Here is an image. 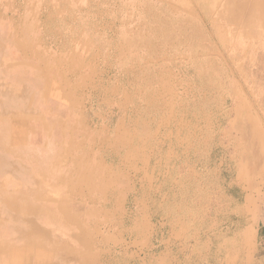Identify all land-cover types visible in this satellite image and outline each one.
<instances>
[{"label":"rangeland","instance_id":"374dc122","mask_svg":"<svg viewBox=\"0 0 264 264\" xmlns=\"http://www.w3.org/2000/svg\"><path fill=\"white\" fill-rule=\"evenodd\" d=\"M260 13L263 0H0V263L26 229L53 254L73 235L79 264H140V252L157 264L177 226L196 230V244L205 233L212 252L189 239L161 264H216L238 213H264ZM246 158L252 178L242 166L239 179L250 189L237 180ZM142 212L153 234L140 232L139 254L123 251L109 224L122 234ZM259 247L254 264H264Z\"/></svg>","mask_w":264,"mask_h":264},{"label":"crops","instance_id":"0c3cea01","mask_svg":"<svg viewBox=\"0 0 264 264\" xmlns=\"http://www.w3.org/2000/svg\"><path fill=\"white\" fill-rule=\"evenodd\" d=\"M239 163L238 167V172H237V180L241 184H243L244 189H250L252 188V185H250L249 188L245 186V184L242 182V180L239 179V170L242 166H245L248 171H249V176L252 178V167L251 165H254L253 161L250 158L242 159ZM256 162V161H255ZM247 191V190H246ZM248 196V192H246V197ZM126 200V199H125ZM125 200H120L118 204L123 203L122 207V213L126 214L124 212V206H125ZM139 200V199H138ZM116 201V200H115ZM245 203V202H244ZM115 206L117 203H114ZM97 211H101L103 213L104 211L107 212V209H101L98 208ZM119 215L120 217H125V215ZM110 215L114 216V211L110 210ZM256 215V214H254ZM254 215H250L249 218H247L248 222L247 224L243 227L242 230L239 231L240 235V240L237 242L234 237L232 238H227L224 240L222 246L225 247L226 252L224 256L222 257L220 264H254L256 261V257L258 254V249L260 248L259 246L262 245L264 242V213L261 214L260 212L258 213V219L254 217ZM118 222L116 223L115 221L112 220V222L109 224V232L110 235L108 238L114 241V245L118 244L122 246L123 251L129 250L131 247L136 246V250L132 252L138 253L137 250H141V248L144 247V243L146 239L141 238L140 232L143 233L142 230H149V234L147 236V239H150V237L153 234V223L151 222V217L150 215H147L146 213L142 212L139 216H136L132 220V228H128L127 231L124 233H120V229L122 226H117ZM253 227L254 231V245L252 247V250H249L247 247V242L245 239V231H247L248 228ZM123 229V228H122ZM188 232L189 230H184L182 227H177V226H171V228L168 230V234L164 237L162 240V244H160L158 247L160 248V252L158 253V257L156 258L158 261L156 262L157 264H161V257L162 253L169 252V248H173L175 246L180 247L184 244V242L188 241ZM140 234V235H139ZM128 236V237H127ZM198 236V235H197ZM196 236V239H197ZM73 235L69 237L67 240L68 242V249H66V245L64 246V243L60 242V246H54L55 248H60V253H55L51 250L54 248H50L48 250V264H79L77 263L79 260H77L73 254L74 251V241L72 240ZM235 241V242H234ZM72 243V244H71ZM149 243V242H148ZM147 245V240L146 243ZM162 245V246H161ZM263 248V246H261ZM45 252V250H44ZM139 254V253H138ZM140 259L142 261L140 264H145L146 261L144 260L143 257H141V252H140ZM46 264V263H45Z\"/></svg>","mask_w":264,"mask_h":264},{"label":"bare ground","instance_id":"6f19581e","mask_svg":"<svg viewBox=\"0 0 264 264\" xmlns=\"http://www.w3.org/2000/svg\"><path fill=\"white\" fill-rule=\"evenodd\" d=\"M187 1V0H186ZM195 1V0H194ZM264 1V0H263ZM199 3V2H198ZM206 4V3H205ZM211 6V5H210ZM173 9V8H172ZM205 9V8H204ZM188 10H189V8H188ZM203 10V9H202ZM169 11V10H168ZM203 12V11H202ZM207 12V11H206ZM183 13V12H182ZM175 14V13H174ZM190 14V13H189ZM194 14V13H193ZM260 14H263V16H262V18H261V20H263L264 21V13H260ZM259 14V15H260ZM171 15V14H170ZM185 15V14H184ZM207 15V14H206ZM207 17V16H206ZM197 19H198V17H197ZM202 21V20H201ZM185 22V21H184ZM174 23V22H173ZM185 24V23H184ZM203 24V23H202ZM191 27V26H190ZM177 30V29H176ZM188 30V29H187ZM20 51V50H19ZM38 55V54H37ZM134 60V59H133ZM42 62V61H41ZM135 62V61H134ZM129 64V63H128ZM34 65V64H33ZM10 66V65H9ZM67 66V65H66ZM126 67H128V65L126 66ZM71 70V69H70ZM128 70V69H127ZM13 71V70H12ZM127 72V71H126ZM47 78V77H46ZM127 80V79H126ZM37 82V81H36ZM126 82V81H125ZM45 83H46V81H45ZM133 85V84H132ZM47 88V87H46ZM68 89V88H67ZM75 94V93H74ZM10 98H12V97H10ZM45 98V97H44ZM122 108V107H121ZM120 108V109H121ZM21 109H23V108H21ZM30 111V110H29ZM32 112V111H31ZM15 113V112H14ZM30 115V114H29ZM5 116V115H4ZM13 119V118H12ZM28 119H30V118H28ZM31 120V119H30ZM14 121V120H13ZM18 122V121H17ZM28 123V122H27ZM29 126V125H28ZM24 127V126H23ZM22 127V128H23ZM31 128V127H30ZM50 128V127H49ZM1 130V132H3L2 131V128H0ZM29 130V129H28ZM62 130V129H61ZM12 132V131H11ZM16 132V131H15ZM33 132H34V130H33ZM61 133H63L62 131H60ZM115 133V132H114ZM12 134V133H11ZM50 134H51V132H50ZM24 136V135H23ZM50 136V135H49ZM0 137H1V139H3L4 137H3V135L0 133ZM0 139V145L1 146H5L6 145V143L3 141V140H1ZM9 140V139H8ZM14 140V139H13ZM20 140V139H19ZM16 141V140H15ZM48 142V141H47ZM46 145V144H45ZM25 146V145H24ZM58 146H59V144H58ZM61 147V146H60ZM114 148V149H113ZM11 149V148H10ZM110 149V151H112L113 150V152H115V150H117V148H116V146L115 147H111V148H109ZM14 150V149H13ZM10 151V150H9ZM107 152H109V150L107 151ZM15 153H17L18 154V152H16L15 151ZM82 154V153H81ZM61 155V154H60ZM254 157H256V155L254 156ZM26 158V157H25ZM31 158V157H30ZM57 158V157H56ZM62 158V157H61ZM55 161V160H54ZM61 161V160H60ZM15 162V161H14ZM37 162V161H36ZM43 162V161H42ZM59 162V161H58ZM57 163V162H56ZM3 164L2 163H0V175L1 174H3L2 173V171H4V170H2V168H3ZM7 166V165H6ZM49 167V166H48ZM11 169V168H10ZM20 169V168H19ZM50 169H51V167H50ZM72 169V168H71ZM76 169V168H75ZM11 171V170H10ZM9 171V172H10ZM68 172V171H67ZM13 173V172H12ZM70 173V172H69ZM5 174V173H4ZM31 174V173H30ZM65 174V173H64ZM34 175V174H33ZM59 175V174H58ZM32 176V175H31ZM46 176V175H45ZM60 176V175H59ZM73 176H74V174H73ZM76 176V175H75ZM34 177V176H33ZM32 177V178H33ZM36 177V176H35ZM46 179V178H45ZM75 179V178H74ZM56 180H58L59 181V179H56ZM34 181V180H33ZM29 182V181H28ZM4 185H5V183H4ZM37 185V184H36ZM39 185V184H38ZM39 187V186H38ZM38 189V188H37ZM27 190V189H26ZM24 191V190H23ZM30 191V190H29ZM25 192H27V191H25ZM31 192V191H30ZM33 193V192H32ZM42 194V193H41ZM25 195V194H24ZM38 195V194H37ZM4 196V195H3ZM32 196V195H31ZM4 197H6V198H4V200H6V201H9V206L10 207H13L17 212H20V214L22 213V212H27V211H29V206L27 207V206H25V205H23L22 206V204L20 203V201H17V200H14V199H12V198H10V197H8V196H4ZM27 197V196H26ZM33 197V196H32ZM41 197V196H40ZM23 199V198H22ZM46 199V198H45ZM51 199V198H50ZM51 210H52V208H51ZM22 211V212H21ZM70 211V210H69ZM49 212V211H48ZM42 215V214H41ZM53 215V214H52ZM51 217V216H50ZM67 217V216H66ZM85 217V216H84ZM35 218V217H34ZM86 220V219H85ZM76 221V220H75ZM84 221V220H83ZM56 222V221H55ZM64 223V222H63ZM57 224V223H56ZM62 224V223H61ZM61 226V225H60ZM59 226V227H60ZM64 226V225H63ZM56 228H57V226H56ZM63 228V227H62ZM48 231V230H47ZM66 232H68V231H66ZM18 233H19V235H20V237L21 238H23L24 240H25V244H23V245H21V246H19V247H17V248H10L8 251H7V254H8V256H11V257H14V259L13 260H11V261H9V262H6L5 260H3V261H1V263L0 264H48V252L46 253V252H44V250H43V247L41 246V245H32L31 243H32V238H30V233H28V230H26V229H24V230H18ZM60 236V235H59ZM68 237V236H67ZM86 238V237H85ZM66 239V238H65ZM57 240V239H56ZM79 240V239H78ZM30 241H31V243H30ZM99 241V240H98ZM91 242V241H90ZM68 244V243H67ZM72 244V243H71ZM76 251V250H75Z\"/></svg>","mask_w":264,"mask_h":264},{"label":"trees","instance_id":"16d2710c","mask_svg":"<svg viewBox=\"0 0 264 264\" xmlns=\"http://www.w3.org/2000/svg\"><path fill=\"white\" fill-rule=\"evenodd\" d=\"M215 152L216 151H214L213 154H212V157L213 158L216 157V153ZM224 174L227 177L226 178L227 179V184L229 185V182H231L232 179L234 178L235 172H233L232 169H231L229 171L228 170L225 171ZM228 193L231 196H234V199L236 201H239L240 202L238 204V206H241L242 207V204L241 203H243L242 202V200H243V193H242L241 189L237 185L232 184L230 186L229 190H228ZM237 217L238 218H234V219L237 220L238 223L236 224V226L235 225L232 226L231 234L229 233V235L225 236L224 240L227 239V238L234 237V233L242 230L243 227L247 224L248 220H247V217H246L245 212H243V215L238 213V216ZM244 217H246V218H244ZM195 231L196 230H194V229H189V232H188V240L191 239L190 243H192V244L196 241V239H194V235H196L195 234ZM201 235L202 236H201V239L198 242V244H196L197 242H195L193 245L194 246H196V245L199 246L200 245V248H202L201 249V253L202 254H210L212 252L211 251L212 250V243L209 245V247H207L206 244H204V243L207 242V238L206 237H208V236H206L205 233H202V232H201ZM224 240H223V242H224ZM225 252H226V249H225L224 246H222V252H221L222 254L220 256L217 254L218 256L215 257L217 259L216 264H220L221 258L224 256Z\"/></svg>","mask_w":264,"mask_h":264}]
</instances>
